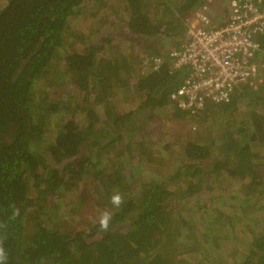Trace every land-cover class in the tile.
Masks as SVG:
<instances>
[{
    "label": "trees",
    "instance_id": "1",
    "mask_svg": "<svg viewBox=\"0 0 264 264\" xmlns=\"http://www.w3.org/2000/svg\"><path fill=\"white\" fill-rule=\"evenodd\" d=\"M202 2L0 0L7 264H264V83L190 113L169 98L180 72L166 61L156 71L140 67V59L178 48L175 31ZM100 7L109 28L120 23L133 50L147 51L121 54L99 21L87 34L69 30L73 18H94ZM258 40L264 46V36ZM119 94L137 106L120 111ZM141 111L146 122L159 115L193 131L177 145L157 143ZM201 190L207 204L189 206ZM117 193L118 208L110 202ZM66 194L76 197L70 226L67 215L57 217Z\"/></svg>",
    "mask_w": 264,
    "mask_h": 264
},
{
    "label": "built area",
    "instance_id": "2",
    "mask_svg": "<svg viewBox=\"0 0 264 264\" xmlns=\"http://www.w3.org/2000/svg\"><path fill=\"white\" fill-rule=\"evenodd\" d=\"M216 1L224 3L222 25L211 18ZM262 36L264 0H203L186 20L179 47L165 57H144V70L156 71L166 61L171 71L180 72L182 82L169 98L194 113L207 103L226 102L238 86L264 83Z\"/></svg>",
    "mask_w": 264,
    "mask_h": 264
},
{
    "label": "rangeland",
    "instance_id": "3",
    "mask_svg": "<svg viewBox=\"0 0 264 264\" xmlns=\"http://www.w3.org/2000/svg\"><path fill=\"white\" fill-rule=\"evenodd\" d=\"M107 1H110V0H107ZM103 10H104V8L100 7L98 10V15L95 16L94 18H85V16L83 15L84 13L82 12L83 14L81 13L82 15L80 17H75L72 19V22L69 25V27H70L69 30L73 31L75 33H79V34H87L88 31L91 30L92 22L99 21V25L102 23V25H100L101 28H99L100 29L99 33H101V35H103V36H109V35L112 36L113 35L114 36L116 34L117 37L114 36L113 41H114V43H116L118 45L114 44V46L116 47V50L119 51L121 54L128 55V52H130V56H132L134 59V57H136L137 54H140L138 52L139 51L138 49L147 51L144 44H142L140 47L139 46L136 47L137 49L133 50V48H134L133 46H135V40L130 41L133 38L128 37V35L126 34V31L123 29V27L121 26L120 23L116 22V24H114V26L112 28H109L108 22L104 16V12H102ZM107 12L110 13V10H107ZM115 20H118V18H115ZM182 27H184V24L179 29L180 31H178V30L175 31V34L178 35V37L179 36L181 37V34L183 32ZM180 37L175 39V40L179 41ZM113 41H112V43H113ZM127 42H130L132 45L128 44ZM167 42H170V44H171V43H175L177 41L169 40ZM68 45H70V43H68ZM134 52H135V54H134ZM109 53H107V55H106L107 57H109L108 56ZM133 59H132V62H133ZM142 59H140L141 65L143 64ZM141 65H140V67H142V70L144 71V68L146 66L144 64H143V66H141ZM36 89H38V86L36 87ZM256 90H258L257 87H256ZM249 95H250V97L255 96L254 94H249ZM118 97H119V103H120V108H119L120 111L130 110V109H133L135 106H137V104L134 106L133 103H131V102L123 103L121 101V97H122L121 94H119ZM207 104H209V103H207ZM248 110L254 111L252 108L251 109L250 108L245 109L246 112H248ZM140 114H141V119H142L141 124L146 125V128L151 133L153 140L155 139V136H157V138H158L157 143H164V142L174 143V141H175V144L177 145L178 142L185 140L187 138V136H188L187 132L192 133V131H193V129H192L193 127L191 126V124L189 125L187 122L180 123V124H178L176 122L173 123V122L168 121L165 117L159 116V115H156V117L154 116L151 121L146 122L145 118H149L150 114H148L146 111H141ZM238 116L240 118H242V116L240 114H238ZM51 127H53V124L51 125ZM51 131L53 132V130H51ZM176 145H175V148H176ZM155 148H158L157 144H155ZM263 150H264V148H263ZM177 159L178 158L175 157V160L178 162ZM171 168L172 167H169V171L173 172L172 170H170ZM143 176H148V175L144 174ZM236 184H237V186H239L240 181L236 180ZM181 185H182V183H179V186H181ZM234 188L237 189L235 184H234ZM66 196H70V195L66 194L62 198L65 199ZM197 196L198 197H196V199H190L187 204L189 206L194 207V208H196V204L198 202H200V204H203V205L207 204L206 201H207V197H208V192L206 193V192H204V190H201V192L198 193ZM74 197L75 196H72L71 198H67L65 200L61 198L58 201L59 209H57V211H58L57 217L61 220L64 215H67L66 222H67V225H69V226L73 224L74 220H76V217H72L69 214H67V211L70 208H72V205L74 203H76L75 202L76 197L75 198ZM50 205H51L50 203L46 204V206H50Z\"/></svg>",
    "mask_w": 264,
    "mask_h": 264
},
{
    "label": "clouds",
    "instance_id": "4",
    "mask_svg": "<svg viewBox=\"0 0 264 264\" xmlns=\"http://www.w3.org/2000/svg\"><path fill=\"white\" fill-rule=\"evenodd\" d=\"M110 202L113 206L119 207L123 203V199L119 193L114 194L110 198ZM18 214V210H16V213ZM111 220V215L107 212L103 213L99 218V225L101 229L108 230L109 222ZM8 261V255L5 252V249L2 245H0V264H7Z\"/></svg>",
    "mask_w": 264,
    "mask_h": 264
},
{
    "label": "crops",
    "instance_id": "5",
    "mask_svg": "<svg viewBox=\"0 0 264 264\" xmlns=\"http://www.w3.org/2000/svg\"><path fill=\"white\" fill-rule=\"evenodd\" d=\"M226 6V5H225ZM224 3L222 4L220 1H216L213 5H212V8H211V10H212V16H211V18H212V21H213V23L215 22V21H217V23L218 22H225V16H224ZM196 10V9H195ZM194 10V11H195ZM156 13V12H155ZM154 13V14H155ZM157 14V16H158V13H156ZM193 14V13H192ZM191 14V15H192ZM190 15V16H191ZM189 16V17H190ZM215 24V23H214ZM183 25V24H182ZM183 28V32H182V34H181V37H180V40L179 41H181L182 40V38H183V34H184V31H185V23H184V27H182ZM178 37V38H179ZM179 47V46H178ZM165 57V56H164ZM241 86H243V85H241Z\"/></svg>",
    "mask_w": 264,
    "mask_h": 264
}]
</instances>
